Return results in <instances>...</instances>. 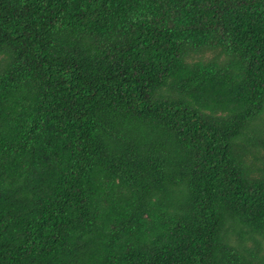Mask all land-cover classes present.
<instances>
[{"label": "trees", "instance_id": "1", "mask_svg": "<svg viewBox=\"0 0 264 264\" xmlns=\"http://www.w3.org/2000/svg\"><path fill=\"white\" fill-rule=\"evenodd\" d=\"M0 264H264V0H0Z\"/></svg>", "mask_w": 264, "mask_h": 264}]
</instances>
